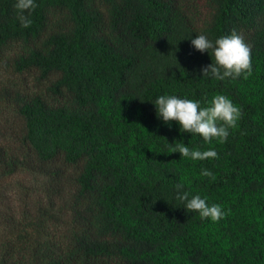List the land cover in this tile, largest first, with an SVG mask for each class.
<instances>
[{
	"label": "trees",
	"instance_id": "obj_1",
	"mask_svg": "<svg viewBox=\"0 0 264 264\" xmlns=\"http://www.w3.org/2000/svg\"><path fill=\"white\" fill-rule=\"evenodd\" d=\"M15 3L0 0V264H264V0H34L28 28ZM233 30L252 74L203 77L212 50L191 40ZM216 94L243 111L224 143L154 105ZM177 183L228 215L187 210Z\"/></svg>",
	"mask_w": 264,
	"mask_h": 264
},
{
	"label": "clouds",
	"instance_id": "obj_2",
	"mask_svg": "<svg viewBox=\"0 0 264 264\" xmlns=\"http://www.w3.org/2000/svg\"><path fill=\"white\" fill-rule=\"evenodd\" d=\"M14 7L21 26L28 28L32 24L31 11L37 7L34 0H16ZM191 44L202 53L212 50L215 62L202 69L203 77L210 76L215 80L224 81L235 80L241 76L247 79L252 74L251 45L235 30L230 35L219 37L215 42L201 34L192 39ZM154 105L157 115L162 117L165 123L176 121L183 132L198 134L206 143H211L213 139L220 143L226 142L230 134L229 129L236 128L243 115L242 109L228 96L222 94L214 95L208 106L203 107L199 100L180 99L175 95H160ZM170 151L178 152L193 161L214 159L218 155L212 148L203 151L197 148L190 149L183 143L176 144ZM201 175L215 179L214 174L207 169H202ZM175 188L176 199L186 202V209L198 212L202 219L210 218L211 221L217 222L228 215L221 205L215 203L209 205L207 197L193 195L189 198V192L182 191L183 184L177 183Z\"/></svg>",
	"mask_w": 264,
	"mask_h": 264
}]
</instances>
